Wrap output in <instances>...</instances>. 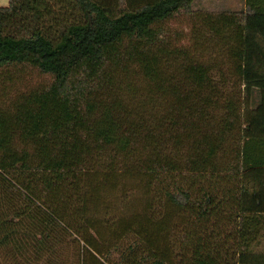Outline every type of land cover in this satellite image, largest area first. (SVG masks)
<instances>
[{"label":"trees","instance_id":"16d2710c","mask_svg":"<svg viewBox=\"0 0 264 264\" xmlns=\"http://www.w3.org/2000/svg\"><path fill=\"white\" fill-rule=\"evenodd\" d=\"M193 2L0 5V67L49 77L0 102V243L44 264L67 237L81 264H264V0Z\"/></svg>","mask_w":264,"mask_h":264},{"label":"rangeland","instance_id":"374dc122","mask_svg":"<svg viewBox=\"0 0 264 264\" xmlns=\"http://www.w3.org/2000/svg\"><path fill=\"white\" fill-rule=\"evenodd\" d=\"M8 0H0V5H5ZM245 0H194L192 4V9L195 11H218L221 9H239L243 6ZM194 20V16L186 13H181L176 18L170 20L169 26L173 29L181 32L182 38L181 42L185 44H190L192 41V37L190 34L191 24ZM4 67H0V102L2 105L9 103V99L16 95L17 92L25 90L28 86H32L36 83L43 82L47 80L49 77L41 74L35 70H14L7 69V71L11 70L14 73V78L9 80L8 77L1 76L2 73H5ZM130 185V184H128ZM129 188L126 186L125 189ZM130 189V188H129ZM124 190L121 192L123 194V198L120 196L119 190H115L113 192H109L111 196L110 198H119L123 204L120 207L127 205V207H131L134 202L133 194L135 193L134 189ZM140 193V192H139ZM118 200V199H117ZM119 201V200H118ZM119 201L118 203H120ZM82 243H77V241H73L72 238L67 237L66 242L60 246L56 245L58 249V253H56V257L62 259L65 264H81V247ZM13 244L11 242L0 243V264H44V260L47 258V255L44 257H35L33 254V258L28 255L31 254L30 250L25 251L23 254H19L15 249L13 250ZM28 253V254H27ZM53 255V252H49ZM47 254V253H46ZM118 255L117 252L113 251L109 255L110 261L117 260Z\"/></svg>","mask_w":264,"mask_h":264}]
</instances>
